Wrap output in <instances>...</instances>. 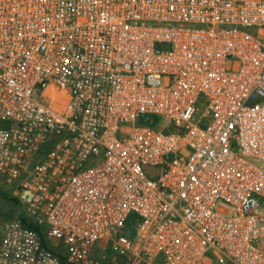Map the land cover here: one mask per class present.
I'll return each mask as SVG.
<instances>
[{"label": "built area", "instance_id": "obj_1", "mask_svg": "<svg viewBox=\"0 0 264 264\" xmlns=\"http://www.w3.org/2000/svg\"><path fill=\"white\" fill-rule=\"evenodd\" d=\"M0 185V264H264V0H0Z\"/></svg>", "mask_w": 264, "mask_h": 264}, {"label": "rangeland", "instance_id": "obj_2", "mask_svg": "<svg viewBox=\"0 0 264 264\" xmlns=\"http://www.w3.org/2000/svg\"><path fill=\"white\" fill-rule=\"evenodd\" d=\"M262 165L263 163H258ZM17 215V203L14 201L12 191L5 185H0V238H2L5 225ZM96 258L102 264H124L122 259L112 251H97Z\"/></svg>", "mask_w": 264, "mask_h": 264}, {"label": "trees", "instance_id": "obj_3", "mask_svg": "<svg viewBox=\"0 0 264 264\" xmlns=\"http://www.w3.org/2000/svg\"><path fill=\"white\" fill-rule=\"evenodd\" d=\"M14 201L17 203L18 205V200L14 198ZM61 258V264H68L67 261H66V258H64L63 256H60Z\"/></svg>", "mask_w": 264, "mask_h": 264}]
</instances>
